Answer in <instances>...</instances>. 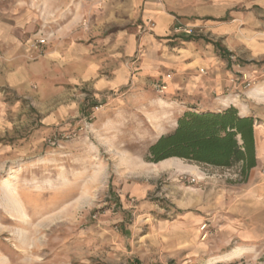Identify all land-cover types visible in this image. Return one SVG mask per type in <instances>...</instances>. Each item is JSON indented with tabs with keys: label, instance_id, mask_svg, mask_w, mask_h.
I'll return each mask as SVG.
<instances>
[{
	"label": "rangeland",
	"instance_id": "rangeland-1",
	"mask_svg": "<svg viewBox=\"0 0 264 264\" xmlns=\"http://www.w3.org/2000/svg\"><path fill=\"white\" fill-rule=\"evenodd\" d=\"M82 2L92 4L0 0V264H264V251L229 240L222 214L208 213L211 189L243 180L239 167L145 161L154 138L145 118L174 125L183 102L248 101L264 85V68L255 65L264 56L216 49L210 64L164 70L173 78L165 94L154 90V77H132L113 94L74 91L66 69L42 61L60 49L57 33L82 15ZM90 22L89 13L80 27L87 32ZM195 28L208 42L237 40V32ZM256 35L264 43V23ZM39 39L46 44L33 47Z\"/></svg>",
	"mask_w": 264,
	"mask_h": 264
},
{
	"label": "crops",
	"instance_id": "crops-1",
	"mask_svg": "<svg viewBox=\"0 0 264 264\" xmlns=\"http://www.w3.org/2000/svg\"><path fill=\"white\" fill-rule=\"evenodd\" d=\"M90 1L92 4L81 3L82 15L61 26L57 33L62 39L57 42L60 49L47 54L42 61L58 63L66 69V79L74 91L84 87L95 95L113 94L127 87L132 77L138 81L154 77L157 81L169 74H164V70L167 72L183 64L187 68L210 64L215 56L214 43L217 42H208L197 36L183 48L169 47L173 42L170 32L179 22L193 27L206 24L218 35L237 32V40L229 37L223 42L224 46L221 44L228 52L240 47L250 51L253 59L264 56V43L257 40L256 35L263 28L264 0ZM89 13L91 22L86 32L80 24ZM148 21L155 23L153 31L140 35ZM238 23L245 25L240 28ZM118 27L121 29L105 35L109 29ZM140 53L141 61L133 76V67L128 61ZM224 78L220 84L222 91L226 86L222 83ZM208 83L210 87L215 86L212 81ZM247 97L246 102L221 98L211 104L215 108L234 106L239 109L240 116L254 117L257 166L245 180L212 188L207 208L214 218L222 214L229 240L236 239L240 246L264 251V85L251 89ZM145 119L150 125L153 142L176 126L156 114ZM190 175L200 179L197 169ZM198 205V199H192L189 207L197 208Z\"/></svg>",
	"mask_w": 264,
	"mask_h": 264
},
{
	"label": "trees",
	"instance_id": "trees-1",
	"mask_svg": "<svg viewBox=\"0 0 264 264\" xmlns=\"http://www.w3.org/2000/svg\"><path fill=\"white\" fill-rule=\"evenodd\" d=\"M214 46L222 56L229 54L221 43ZM255 65L263 69L264 61ZM182 104L185 110L177 117L175 129L149 145L145 161L159 164L179 159L198 166L228 170L239 167L245 180L257 166L254 117L240 116L234 106L215 108L195 101Z\"/></svg>",
	"mask_w": 264,
	"mask_h": 264
},
{
	"label": "built area",
	"instance_id": "built-area-1",
	"mask_svg": "<svg viewBox=\"0 0 264 264\" xmlns=\"http://www.w3.org/2000/svg\"><path fill=\"white\" fill-rule=\"evenodd\" d=\"M155 27V23L152 21H148L147 25L143 28L144 34L151 33ZM198 36L197 29L193 26L184 25L182 23H177L170 32V38L176 41H183L187 38H194ZM46 39H39L37 43L33 44V47H37L38 45H45ZM140 62V56L138 55L132 62L131 66L133 67V76L136 74V66ZM204 72V70H202ZM172 75L167 74L161 79L157 80L153 83L154 90L159 94H165L170 82L172 81ZM234 82V81H232Z\"/></svg>",
	"mask_w": 264,
	"mask_h": 264
},
{
	"label": "bare ground",
	"instance_id": "bare-ground-1",
	"mask_svg": "<svg viewBox=\"0 0 264 264\" xmlns=\"http://www.w3.org/2000/svg\"><path fill=\"white\" fill-rule=\"evenodd\" d=\"M171 160H172V159H171ZM167 162H168V160H167V161H164V162H161V164H165V165H166ZM177 163H178V162H177ZM177 163H176V164H177ZM172 165H173V164H172ZM169 166H171V165H169ZM173 166H174V165H173ZM176 166H177V165H176ZM181 167H182V168H185V165H184V167H183V166H181ZM187 167H188V166H187ZM187 167H186V168H187ZM165 168H166V167H165ZM193 168H194V167H193ZM189 169H190V168L188 167L187 170H189ZM178 170H179V169H178ZM187 170H186V171H187ZM182 171H183V170H182ZM194 171H195V170H194ZM188 172H189V171H188ZM191 172H193V171H191ZM194 173H195V172H194ZM12 207L15 209V206L12 205ZM13 219L16 220L15 218H13ZM17 221H19V220H17ZM19 222H21V221H19Z\"/></svg>",
	"mask_w": 264,
	"mask_h": 264
}]
</instances>
